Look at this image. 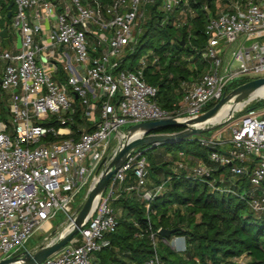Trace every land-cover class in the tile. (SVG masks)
<instances>
[{
    "label": "built area",
    "instance_id": "1",
    "mask_svg": "<svg viewBox=\"0 0 264 264\" xmlns=\"http://www.w3.org/2000/svg\"><path fill=\"white\" fill-rule=\"evenodd\" d=\"M0 1L1 18V8L9 1ZM11 2L15 6L13 26L21 35L22 46L11 50L0 47V87L8 96L10 110L6 120L0 118V261L24 252L35 231H48L58 212L73 221L78 193L108 158L113 134L120 133L123 126L195 118L226 96L234 83L264 77V0H229L217 6L205 26L207 44L202 57L207 68L198 79L181 81L182 96L173 110L157 103V86L144 78L147 61H159L154 52L141 59L136 70L119 66L139 43L147 5L163 12L166 22L174 13L194 17L188 0ZM46 23L49 30L42 37ZM242 37L245 40L226 61L230 45ZM60 65L64 80L55 77ZM78 106L91 123L80 128L78 137L70 126L44 124L51 116L63 124L72 120ZM233 117L228 121V136L218 130L198 135V140L209 149L213 165L229 168L232 180L249 178L250 188L242 198L262 216L264 109ZM139 148L113 175L79 232L40 264H96V253L111 245L107 235L118 229V212L111 201L129 171L137 180L125 189L134 190L150 210L151 202L166 185L148 186V160ZM216 169L200 164L192 175L207 177L214 190L231 191L234 182L221 186L217 183L223 182L222 175L211 178ZM149 229L154 253L145 264H164L158 249L159 229L154 231L151 225ZM162 241L175 252L186 251L183 236L164 237Z\"/></svg>",
    "mask_w": 264,
    "mask_h": 264
},
{
    "label": "trees",
    "instance_id": "2",
    "mask_svg": "<svg viewBox=\"0 0 264 264\" xmlns=\"http://www.w3.org/2000/svg\"><path fill=\"white\" fill-rule=\"evenodd\" d=\"M217 1L191 0L196 16L190 18L184 27L176 24V13L163 22V12L151 5L139 43L123 57L119 69L136 70L137 67L129 64L128 60L136 58L146 47L154 49L159 61L155 64L150 59L147 61L144 78L157 86L156 101L162 108L175 109L182 96L179 91L181 81L188 79L191 74L199 76L205 72L207 62L202 59V52L207 44L205 26L209 16L216 14ZM222 1L225 4L229 0ZM10 3L11 1L7 5ZM5 11L8 15L9 11ZM157 35L165 36L167 41L159 42L156 46L154 38ZM189 63H193L195 72L188 69ZM60 74L58 80H64L65 73L62 69ZM247 81L249 79L245 78L234 83L228 92ZM5 95L0 87V118L6 120L10 110L6 105ZM215 104H209L205 111ZM253 108L255 107L248 108L247 111ZM72 116V120L64 124L56 116H51L44 124L55 128L70 126L75 137H78L80 128L89 127L91 123L83 116L81 106H78ZM181 129L168 127L154 132L172 133ZM175 147L212 165L208 158L209 149L200 144L198 136L179 142L160 143L153 147H140L148 160V186L165 182V190L154 198L149 211L134 190L125 189L116 199H112L111 205L118 212V229L107 235L111 245L96 253V264H145L154 253L150 225L154 231L160 228L176 229L171 236H183L186 239V251L178 254L162 241L164 237L159 234L161 240L158 249L164 264H264V215L255 214L249 208L247 200L242 198V193L250 188L249 178H235L231 191L214 190L209 186L207 177H197L185 171L174 172L172 162L160 152L162 148L171 152ZM215 168L217 169L213 171L212 179H219L224 173L230 174L227 166ZM136 180L134 172L129 171L123 186L131 187ZM228 183L229 181H218L217 184H233Z\"/></svg>",
    "mask_w": 264,
    "mask_h": 264
},
{
    "label": "water",
    "instance_id": "3",
    "mask_svg": "<svg viewBox=\"0 0 264 264\" xmlns=\"http://www.w3.org/2000/svg\"><path fill=\"white\" fill-rule=\"evenodd\" d=\"M13 2L8 6V16L12 15ZM9 36L8 27L0 26V38ZM17 47L21 48L22 38L19 31H16ZM184 44V42H183ZM1 83V81H0ZM264 86V77H258L247 81L220 99L214 107L201 113L195 118L188 120H176L174 118L162 119L156 121H148L135 124L129 128V134L124 146L116 153L103 175L100 177L96 185L92 188L85 203L78 207L77 213L69 225H67L59 235V237L52 243L44 246L37 252L24 251L20 254L11 256L0 261V264H40L44 259L51 256L67 244L80 230L86 220L89 218L93 208L99 199L100 195L106 190L111 178L124 163L126 158L135 149L143 146H157L160 143L179 142L187 138L202 135L209 131L215 130L224 123L231 120L235 107L252 100L253 94ZM226 104H231L234 109L228 113L225 119L220 121H212L211 119L217 114L218 110ZM181 127L182 129L172 133H156L154 132L160 128ZM106 162L104 159L101 166ZM176 229L160 228L159 233L163 237H170ZM184 238V237H183Z\"/></svg>",
    "mask_w": 264,
    "mask_h": 264
},
{
    "label": "rangeland",
    "instance_id": "4",
    "mask_svg": "<svg viewBox=\"0 0 264 264\" xmlns=\"http://www.w3.org/2000/svg\"><path fill=\"white\" fill-rule=\"evenodd\" d=\"M7 1L10 2L11 0H7ZM232 1H234V0H232ZM217 4L219 6L220 5L224 6L222 0H218ZM0 5H1V1H0ZM150 7H151V5H147L145 8L144 15L142 17V19L144 18V25L149 18V8ZM188 7L193 11V16H196V10L192 7L191 0H188ZM14 10H15V6H14ZM176 17L178 19L176 23H179V25H178L179 27H184L187 23H189V19L191 18L189 15H185L184 13L183 14H177ZM6 21L8 23L9 37L0 38V47L3 49L11 50L14 47V39L16 38V31H15V28L13 26V16L8 19L7 15H6V11L4 9H2L1 10L0 25L4 26V23ZM244 40H245L244 37H242L238 41H236L235 43L230 45L228 52L225 56L226 61L231 57V54L233 51H236L239 49L241 43ZM166 41H167V38L163 35L161 37L159 35H157L154 38V43L156 46L159 44V42L162 43V42H166ZM153 52H154V49L152 47H146L137 55L136 58H133V59L130 58L128 60V62H129V64L132 63V64H134L135 67H138L141 59L145 58L147 55H149L150 53H153ZM187 59H189V58H187ZM202 59H203V57H202ZM196 68H197V66H196ZM188 69L190 71L195 72L193 70V63L188 64ZM193 74H195V73H193ZM201 74L202 73H200L199 76L191 74L187 80H196L201 76ZM179 91H182L181 88H179ZM229 93H230V91L227 94H229ZM4 98L6 101V105L9 108L8 100H7L8 96L5 95ZM180 99H181V97L179 98V101H180ZM251 107H255V108L247 111V109L251 108ZM261 109H264V90H262L257 97L253 98V100H251V102H249L245 107H242L241 109H237L234 113V116H235V118H238V117H241V116L248 114L250 112H253L256 110H261ZM229 125H230V122H226L222 126H220L219 128L212 130V131H209L210 133L209 132H207V133L212 134V133H215L216 131L219 130L221 132H224L225 136H228L227 129L229 128ZM130 126L131 125L127 124L121 128L122 131L120 133H118V134L114 133L113 134L112 149H111L110 155L106 159V162L97 170L96 175L94 176L92 181L86 187H83L82 190L78 193V195L74 201V211L77 212L78 207L85 203V201L88 198L92 188L96 185V183L98 182L100 177L105 172L107 165L111 162V160L116 155V153L126 143L127 137L129 134L128 128ZM160 153H162V155H180V148H178V147L173 148L172 153H170V151H166L165 149L162 148ZM183 155H191V154H187L185 152ZM169 159H171V161H173L172 162V169L176 173H181V172L185 171L188 174H192L194 167H197L198 165H200L199 160H197V159L194 160L193 158H190L187 156L186 157L183 156L182 158H178V157L173 158V156H172ZM221 177H222L223 182L229 181L228 184H230L231 182L233 183V180H232L233 177L231 174L224 173V174H222ZM227 177H228V179H227ZM70 223L71 222L67 219V216L65 214H63L62 212H58L57 215L55 216V218H53L51 221L50 229L48 231H46L45 229L36 230L35 233L33 234V236L26 243V248L24 249V251H31L34 253L39 251L44 246L55 241L59 237V235L61 234L62 230L67 225H69ZM46 227H49V224H47ZM175 253H178V252H175ZM178 254H180V253H178Z\"/></svg>",
    "mask_w": 264,
    "mask_h": 264
},
{
    "label": "crops",
    "instance_id": "5",
    "mask_svg": "<svg viewBox=\"0 0 264 264\" xmlns=\"http://www.w3.org/2000/svg\"><path fill=\"white\" fill-rule=\"evenodd\" d=\"M49 28V25H48V23H46L45 24V32L43 33V36L42 37H45L46 36V34H47V32H48V29ZM9 37V36H8ZM37 39H39V37L37 38ZM15 46H16V48H18L17 47V39L15 38L14 39V47H13V49H15ZM140 64V63H139ZM60 72H61V65H60V70H57V72L55 73V77L57 78V79H59L60 78ZM66 76V75H65ZM181 88V87H180ZM182 92V91H181ZM179 103V102H178ZM217 132V131H216ZM197 137V136H196ZM181 152V151H180ZM170 153H172V151L170 152ZM167 160H169V161H171V159H169V158H171L172 156H173V158H175L174 157V155H163ZM178 156V158H182L183 156H187V157H190V158H193L194 160L195 159H197V158H195V156H191V155H177ZM199 160V162H200V164H206V165H209L210 167H215V165H211L210 163H205V162H203L201 159H198ZM171 162H173V161H171ZM123 190H125V187L123 186V185H121V186H119V188H118V190H117V192H116V196H115V198L114 199H116L117 197H118V195L121 193V191H123ZM96 260H97V258H96Z\"/></svg>",
    "mask_w": 264,
    "mask_h": 264
},
{
    "label": "bare ground",
    "instance_id": "6",
    "mask_svg": "<svg viewBox=\"0 0 264 264\" xmlns=\"http://www.w3.org/2000/svg\"><path fill=\"white\" fill-rule=\"evenodd\" d=\"M262 90H264V86L262 88H260L259 90H257L253 94L252 99L257 97ZM243 106H244L243 104H239L235 108L241 109ZM231 109H234V106H232L231 104H226L225 106L220 108V110H218L217 114L211 120L217 122V121L224 119L228 115V113L231 111ZM95 206H96V204H95Z\"/></svg>",
    "mask_w": 264,
    "mask_h": 264
},
{
    "label": "flooded vegetation",
    "instance_id": "7",
    "mask_svg": "<svg viewBox=\"0 0 264 264\" xmlns=\"http://www.w3.org/2000/svg\"><path fill=\"white\" fill-rule=\"evenodd\" d=\"M7 6L8 5H6L5 3L3 4V7L1 8V10L2 9H4V10H6L7 9ZM12 17V15L9 17L8 15H7V18L9 19V18H11ZM4 25H7L8 26V23H7V21L4 23ZM1 26V25H0Z\"/></svg>",
    "mask_w": 264,
    "mask_h": 264
}]
</instances>
